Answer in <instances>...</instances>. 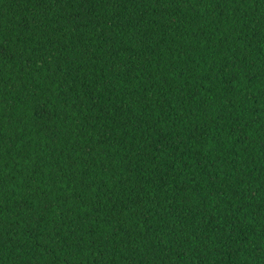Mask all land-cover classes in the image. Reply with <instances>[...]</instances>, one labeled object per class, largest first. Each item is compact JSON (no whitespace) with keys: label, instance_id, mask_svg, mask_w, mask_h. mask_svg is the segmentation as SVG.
Segmentation results:
<instances>
[{"label":"trees","instance_id":"obj_1","mask_svg":"<svg viewBox=\"0 0 264 264\" xmlns=\"http://www.w3.org/2000/svg\"><path fill=\"white\" fill-rule=\"evenodd\" d=\"M0 264H264V0H0Z\"/></svg>","mask_w":264,"mask_h":264}]
</instances>
